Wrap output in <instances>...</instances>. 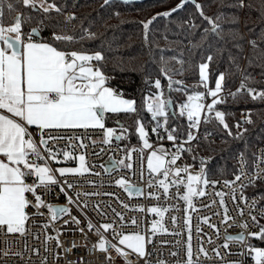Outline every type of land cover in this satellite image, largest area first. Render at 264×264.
<instances>
[{
  "label": "snow or ice",
  "instance_id": "snow-or-ice-1",
  "mask_svg": "<svg viewBox=\"0 0 264 264\" xmlns=\"http://www.w3.org/2000/svg\"><path fill=\"white\" fill-rule=\"evenodd\" d=\"M115 0H103L101 7L111 6ZM123 4H130L133 0H120ZM216 2V0H213ZM222 3L223 0H220ZM5 3L6 0H0V232L5 235L19 234L20 236H26L29 228L27 224L34 216L45 217V211L47 216L45 221L39 224V227L44 230V243L45 251H48L47 244L50 241H55L56 247L62 249V252L56 254V258L60 259L64 253H71L73 250L80 248H87L88 241L90 240V234L96 235L97 240L92 242V252L102 253L105 260L112 259L111 250H114L119 258L123 260V264H131V261L127 259L129 253L124 249H130L132 254H135L141 259H145L150 256L151 253L146 251V243H152V239L146 240L145 235L140 233L123 234L116 232L115 221L112 223H102L98 227L91 219L87 217L84 209L88 207L87 203L79 201V197L84 195L85 197L92 195H101L100 193H75L76 199H73L68 194V190L76 187L71 182L64 180L63 183L57 176L66 177L67 175H84L90 173L92 169L87 166L85 155L81 154L75 157L72 152L64 149H56L49 147L50 143H54L57 140L67 139L72 141L73 139L79 142V147L86 149L88 145L84 144L83 139L79 136H61L53 135L49 130H74V129H102L104 132L103 140L104 144H110L113 137L116 140L125 138V133L128 129L124 127L119 120L116 123L121 129V134L116 135V131L113 128L105 126L106 114H136L138 109L136 107V101L134 99H127L124 97L123 92L117 93L116 90L109 87L108 84L114 77H109L103 71L105 66L106 57L101 51H96L93 54H88L82 51H65L70 45L76 44L79 41L95 40L97 39V33L92 32L89 28L83 27L84 19L80 18L75 13H68L65 15L64 8L66 5H58L56 0H15L13 2H7L6 7L8 14L17 13L12 17L11 22L5 24ZM193 4L199 13L200 17L207 21L210 27L203 30L199 41L192 45L193 48L201 47L203 44L209 41L210 38H215V42L218 45H227L231 43L233 47L237 49L240 55H243V41L244 35L240 32L239 28H228L227 31L223 28V23L230 25L239 24L240 20L238 16H225L224 13H218L215 17L205 15L204 5L197 3L196 0H180L174 8L156 13L150 19L146 21H139L143 27V41L145 46H148L149 53L152 52L150 45L153 43L149 39L152 33L151 25L158 18H170L173 13L183 9L186 4ZM20 6L23 9H30L32 12L38 13L37 16L26 14L20 10ZM75 7V4L73 5ZM229 7H237L239 9L250 8V4H245V0H237L234 5ZM55 13L56 16H53ZM115 18L119 19L120 13L113 12ZM60 16L64 19L61 21ZM55 20V24L46 23ZM36 23V27H31L29 31L23 30V25L31 22ZM76 21H79L77 25ZM123 24L125 21L120 20ZM190 27L195 28L197 25L189 21ZM246 26V24H245ZM77 27H79V36L77 37ZM45 28H52L51 35L48 38L41 37V32ZM34 37H40V39H34ZM261 39H264L262 37ZM248 44L252 50L250 56L246 57L247 67H259L261 69V76H264V50L260 49L256 40H249ZM213 45L209 44V47ZM110 48V45H109ZM227 49L223 46L215 48L217 54L222 55ZM134 59V57L132 58ZM163 59V57H161ZM214 60V55H208L205 62L198 65L199 69V84L206 90L205 92H195L187 97V102L181 105L179 112L180 116L187 117L189 122V129H196L199 131L201 123H211L217 121L219 125L223 126V129L227 131V135L234 139H243L244 132L247 128H243L242 124H252L251 111L248 110V115L242 122H237L235 127L240 129L236 134H233L231 128L226 122V113L218 110L217 106L226 104L228 97H231L233 102L244 97H250L251 100L264 101V90H258L254 87H249L250 82H254V77L247 71V67L241 68L237 63V56H234L229 51V61L235 67L241 77V83L235 91H228L224 93L226 73L221 72L215 79V87L209 88V67ZM97 62L96 66H92V62ZM183 64V61L180 62ZM165 74L167 69L164 70ZM178 73L183 71V68L177 70ZM231 75V73H228ZM147 82V81H146ZM182 81H173L170 77L168 79V87L172 89L173 84H182ZM156 89H161V81L156 79L154 82ZM180 91L181 89H176ZM163 93L152 94L144 100V104L147 105L148 112L151 113L152 118L156 120L162 117L164 125L168 123L167 107L172 103L170 99L162 98ZM211 97V103H204L205 97ZM11 114V115H8ZM18 118V119H17ZM137 125L136 131L139 134V139L143 142L144 148H152L147 139V132L140 120L135 121ZM35 126L37 132L30 131V127ZM161 127L159 121H157V127L152 131L156 132ZM176 129L168 131L167 139L175 142L177 139L174 134ZM39 136V140L35 138ZM207 133L205 139H207ZM197 136L189 131L187 133V139L184 144H190L196 140ZM96 143L95 140L92 141ZM181 144L177 147L176 153L172 154L171 159L167 160L168 153L161 147L158 150H154L148 156V169L150 173H161L164 179L158 182L159 186L163 188L164 194L168 195L170 185H183L186 189L185 193L180 197L187 208L185 212L187 214L189 209L195 210L193 198L196 196L205 195L204 189L212 183L213 186L217 181H209L207 178L208 173L206 170V163L204 159H201L200 172L198 174H190L189 166L172 168L176 165L177 161L181 158V154L184 152L192 151L191 148L184 147ZM126 155L119 161H114L109 158L111 163V169L105 168L106 172L116 170L118 168H125L131 170L133 165L127 161L132 159V153L136 151L135 148L130 151L125 150ZM142 151V149H141ZM46 153V155H45ZM63 156L64 161L78 159V167H59L53 169L50 167L49 161H55L60 163L59 156ZM98 155V153H97ZM41 161L42 163L38 162ZM242 163H246L243 160V153H241ZM264 162V158H262ZM259 166L254 173L249 174V178L246 182L239 184V190L241 193V201L247 203L248 198L243 195L244 189L249 186H255L257 180L264 179L261 175ZM172 173L177 179H173L168 182L169 173ZM187 174V181L181 178V174ZM100 175V173H93ZM245 176L243 170L239 171V174L235 175L234 180H225L226 186L233 187L232 200L236 202L235 186L237 182H241ZM32 177V183H28V178ZM93 183V182H90ZM115 184L124 188L129 196H141L143 192L141 189L129 184L123 177L115 181ZM59 188V192L56 194L57 198L60 194H63L66 198L68 205L75 207L86 220V228L79 227L82 221L75 215H72L71 208L67 206H55L48 202L44 197L50 196L54 188ZM149 187H152L150 184ZM42 190V191H41ZM29 194L33 199H29ZM104 195H112L111 193H104ZM149 196H153L159 199L156 193H148ZM220 197L219 203L224 210V219L222 223L228 224L232 217L227 215L228 209L224 201V193H216ZM259 199H264V194L259 195ZM123 204V202H121ZM258 205V200L254 198L249 205L252 209H255ZM29 207L35 209L33 213H29L27 210ZM97 210L99 205L95 206ZM124 208H129L128 204H123ZM139 211H144L142 207L138 208ZM101 215H107L102 210ZM115 216L119 217L121 221L124 220L123 215L120 212H116L112 209ZM151 213H156L160 216L159 221H155L152 224V233L155 235L158 232H167L168 230L163 227L162 221L164 213L169 211L168 208L152 207L148 209ZM240 215H243V209H238ZM218 215V213H217ZM261 217H264V209L260 211ZM68 216V219H63V224L60 228H56L55 224L63 217ZM250 219L254 226L259 228V231L250 232L247 236L244 233L238 235H226L225 243L221 245L225 249L227 255H239L251 258L255 264H264V247H258L250 243L252 239L258 240L264 243V225H260L256 215L249 213ZM210 217H203L202 222L208 224V226L214 229L219 234V228L215 224L209 223ZM172 222H177V217H172ZM132 225L136 224V220L132 219L130 222ZM68 225H74L75 227H67ZM232 225H229L231 227ZM185 227L188 232V240L186 246V259L184 264H199V255L208 257L207 251L201 247L197 254V259H193V250L191 246V217L186 215ZM242 228H247L248 223L244 222L240 225ZM51 228L55 235L48 232ZM197 232L202 229L197 228ZM111 232L114 237H119L117 243H112L108 240L106 233ZM79 233L83 237L82 242L73 240L70 247H65L66 241L61 240V236L71 235L75 236ZM173 235H179V233H172ZM34 239H39V234H33ZM209 238V243H211ZM230 242H237L242 245L240 252H232L230 250ZM124 246V247H121ZM25 249L27 246L25 245ZM34 254H39L38 249L32 250ZM217 259L224 260L221 256L219 248L213 249ZM4 256L15 255L21 256L22 253H9L4 252ZM173 256H178V252L171 253ZM42 264H47V257H45ZM67 264H84V257L80 256L78 261L68 260ZM145 264H150L145 259ZM157 264H166L164 260H159ZM176 264H180L179 261ZM225 264H242V261L231 260L226 261Z\"/></svg>",
  "mask_w": 264,
  "mask_h": 264
},
{
  "label": "built area",
  "instance_id": "built-area-1",
  "mask_svg": "<svg viewBox=\"0 0 264 264\" xmlns=\"http://www.w3.org/2000/svg\"><path fill=\"white\" fill-rule=\"evenodd\" d=\"M97 62L93 61L92 66L95 67ZM241 82L239 81L236 88L232 90H224L223 94H227L228 91H235ZM117 93H120L118 89H115ZM204 90L203 92H205ZM188 94L186 97H188ZM231 98V97H228ZM228 100V99H227ZM187 102V98L184 101L177 102L175 104L176 114L184 120L182 125H164V121L159 122L161 127L157 129L156 132H153L152 129L157 127V123L153 124L151 127L146 128L147 139L149 144L152 145V148H144L143 142L139 139V134L134 136L130 127L127 125L126 121L121 117V115L112 114L110 117V122L105 124L108 128H113L116 131V135L121 134V129L116 123L117 120L121 122L128 129L125 133V138L121 140H116L115 137L112 138L110 144H104L101 141L104 137V132L102 129H74V130H49L53 135L61 136H79L83 139L84 144L88 145L86 149L79 147V142L75 139L69 141L67 139L57 140L54 143H50L49 147L56 149H64L73 153L75 157H78L81 154L85 155L86 164L92 169L90 173H85L84 175H67L66 177L58 178L63 183L64 180L73 183L76 185L73 189L68 190V194L76 199L75 193H100L101 195H92L85 197L81 195L79 201L82 203H87L88 207L84 209V212L87 214V217L92 220V222L97 225V227L102 223H112L115 221V229L118 233L123 234H132L140 233L145 235L146 240L148 238L152 239V243H146V251L151 253L150 256H147L145 259L150 262V264H157L159 260H164L166 264H176L177 261L180 264H184L186 259V246L188 240V232L185 227V217L190 215L191 217V246L193 250V259H197V254L199 249L203 247L207 253L208 257L205 258L202 254L199 255V264H225L226 261L239 260L242 261V264H255L251 256L244 257L239 255H227L225 249L221 247L225 243L226 235H238L244 233L245 236L250 232L259 231V228L254 226L249 213L256 215L259 220L260 225H264V217H261L260 211L264 209L263 199H259V194L253 193L252 186H249L244 189L243 195L248 198V202L241 201V193L239 190V184L246 182L249 178V174L254 173L257 169V165L261 171V175L264 176V146H259L256 151V159L250 169L247 161L243 157V160L246 163H242L241 154L236 155V164L237 169L232 172L229 178H208L209 181H217L215 186L212 183L204 189L205 195L196 196L193 198V203L195 210L189 209L187 214L185 209L187 208L186 203L180 199V197L185 193L186 189L183 185L175 186L170 185L168 195L164 194L163 188L159 186L158 182L164 179L162 172L161 173H150L147 163L148 156L152 151L158 150L161 147L168 153L166 157L167 160L171 159L172 154L176 153L177 147L181 144H184V141L187 139V133L192 131L197 139L192 141L190 144H184V147L191 148L192 151L184 152L181 154V158L177 161L176 165L171 166L173 169L176 167L189 166L191 168L201 167L200 162L198 161L197 150L202 142H207L209 144H215L223 140L222 137L215 134V132L208 128V124L201 123L199 131L196 129H189L188 120L186 115L180 116L179 112L181 105ZM204 103H211V97H205ZM218 110L224 111L226 115H229V110H223L217 106ZM248 114L247 111L244 112V117ZM176 129L174 133L177 137L175 142L169 141L167 139L168 131ZM33 133H36L37 130L35 127H30L29 129ZM207 133V139L205 136ZM37 141L39 136L35 137ZM95 140L96 143L93 144L92 141ZM135 148L136 151L132 153V159L127 161L133 165L131 170L125 168H118L110 172H106L105 168L111 169V163L109 158L114 161H119L124 158L126 151H130ZM142 149V151H141ZM98 153V155H97ZM46 155V153H45ZM58 159L61 161L57 163L55 161H49L50 167L57 169L59 167H78V159L64 161L63 156H59ZM42 163L41 161H38ZM243 170L245 176L241 182H237L235 186V195L236 202L232 200L233 187L226 186L224 181H232L235 178L236 174H239V171ZM93 173H100V175H95ZM123 177L129 184L133 185L136 188L142 190L143 195L141 196H129L124 188L115 184V181ZM181 178L186 182L187 174L182 173ZM173 179H177L170 172L168 176V182L170 183ZM33 178H28V183H32ZM93 182V183H90ZM257 182L264 183V179L257 180ZM152 187H149V185ZM42 191V190H41ZM59 188H54L50 196H45L44 198L52 203L55 206H67L71 208L72 215L77 216L81 219L82 223L79 227L86 228V220L81 215V213L72 205H68L66 198L63 194H60L57 198V193ZM156 193L159 196V199H156L153 196H149L148 193ZM224 193V201L227 206L228 212L227 215L232 217V220L228 221V224L222 223L224 219V210L220 206L219 200L220 197L216 193ZM104 193H111L112 195H104ZM256 198L258 200V205L255 209H252L249 205L252 200ZM29 199H33L29 194ZM128 204L129 208H124L123 204ZM96 205H99V209L102 210L107 215H101V211L96 209ZM142 207L144 211H139L138 208ZM152 207H161L168 208L169 211L164 213L163 216V227L166 228L167 232H158L153 235L151 229L152 224L155 221H159L161 218L156 213H151L148 211ZM115 209L116 212H120L124 220L121 221L119 217L115 216V213L112 211ZM238 209H243V215H240ZM29 213L35 211L34 208L29 207L27 210ZM45 217L48 215L46 210ZM218 213V215H217ZM45 217L34 216L29 220L27 227L29 231L26 236H20L19 234H8L5 235L3 232H0V264H42L45 257H47V264H67L68 260L78 261L80 256L84 257V264H123V260L119 258L114 250H111L112 259L105 260L102 253L92 252V242L97 240L96 235L90 234V240L88 241L87 248H80L78 250H73L71 253H64L63 257L60 259L56 258L58 252H62V249L56 247L55 241H50L47 244L48 251H45L44 243V230L39 227V224L45 221ZM172 217H177V222L173 224ZM203 217H210L209 223L215 224L219 228V234L210 228L208 224L202 222ZM68 216L63 217L61 220L57 221L55 224L56 228H60L63 224V219H68ZM132 219L136 220V224L132 225L130 222ZM244 222L248 223V227L242 228L240 225ZM229 225H232L229 227ZM67 227H75L74 225H68ZM200 228L202 231L197 232L196 229ZM48 232L52 235H55L51 228L48 229ZM39 234V239H34L33 234ZM172 233H179V235H173ZM109 241L112 243H117L119 237H114L111 232L105 234ZM209 238L211 243H209ZM61 240L66 241L65 247H70L73 240L77 242H82L83 237L77 233L75 236L65 235L60 237ZM253 245L258 247H264L262 242L252 239L250 241ZM25 245L27 249H25ZM124 247V246H121ZM219 248L221 256L224 257V260L217 259L213 249ZM33 249H38L39 254H34ZM242 245L237 242H230V250L232 252H240ZM126 252L129 253L127 259L131 261V264H145V259H141L135 254L131 253L130 249L125 248ZM4 252L9 253H22L21 256L8 255L4 256ZM178 252V256H173L171 253Z\"/></svg>",
  "mask_w": 264,
  "mask_h": 264
},
{
  "label": "trees",
  "instance_id": "trees-1",
  "mask_svg": "<svg viewBox=\"0 0 264 264\" xmlns=\"http://www.w3.org/2000/svg\"><path fill=\"white\" fill-rule=\"evenodd\" d=\"M9 0H6V3ZM15 3V0H10ZM58 5L64 4L65 15L75 13L77 17L84 18L83 27L89 28L97 33L95 40H83L70 45L65 51H82L93 54L101 51L106 62L103 68L105 74L111 79L108 86L123 92L127 99H134L138 113L124 114L121 117L126 121L134 136H137V125L135 121L140 120L146 128L151 127L157 121H164L162 117L154 120L147 110L144 100L152 94L163 93V98L170 99L174 105L177 102L184 101L188 94L203 92L205 89L199 84L198 65L205 62L208 55H214V60L210 64L209 73L211 84L221 72L226 73L225 89L232 90L241 82V75L236 72L235 67L229 61V51L237 56V63L243 69L247 67L246 57L250 56L252 50L248 44L249 40H256L260 49L264 50V0H245V4L251 7L239 9L229 7L234 5L237 0H196L197 3L204 5L205 15L215 17L218 13H224L225 16H238L239 24L223 23V28H239L244 35L243 55L237 52L231 43L227 45H218L215 38H210L208 42L201 47L193 48L192 45L199 41L203 30L210 27L206 20L200 17L195 6L187 4L183 9L172 14L170 18H158L151 25L152 33L149 39L153 41L150 45L152 52L149 53L148 46L143 41V27L139 21H146L156 13L165 12L174 8L180 3V0H149L141 3L123 4L115 0L111 6L101 7L103 0H56ZM5 3L4 21L7 25L11 22L13 16L17 13L8 14ZM75 4V7L73 5ZM20 10L28 15L37 16L38 13L30 9ZM113 12H119V19L115 18ZM56 16L55 13H52ZM59 19L63 21L64 17ZM120 20L125 21L121 24ZM189 21L197 25L190 27ZM46 23L55 24L56 21H46ZM79 25V21L74 22ZM246 24V26H245ZM36 23H26L23 25L25 32L31 27H36ZM52 28H45L41 32V37L48 38L51 35ZM79 36V27H77V37ZM40 39V37H34ZM209 44L213 45L209 47ZM110 45V48H109ZM223 46L227 50L222 55L216 53L215 48ZM134 57V59H132ZM163 57V59H161ZM183 61V64L180 62ZM183 68L182 72L177 70ZM165 69L167 73L165 74ZM247 71L254 77V82L249 83V87L258 90H264V76H261L259 67H247ZM231 73V75H228ZM169 77L173 81H182V84H173L172 89L168 87ZM156 79L161 81V89L154 87ZM147 81V82H146ZM176 89H181L177 91ZM223 110H229L226 115V122L231 128L233 134L240 129L235 127L237 122H242L244 112L251 111L252 124H242L247 128L243 139H234L227 135V131L217 121L208 124L215 134L222 137L221 142L209 144L202 142L197 150L198 161L201 159L207 161L205 167L209 178H229L232 172L237 169L236 155L243 153V157L248 163L249 168L256 159V151L259 146H264V101H253L250 97H244L233 102L228 98L226 104L219 105ZM168 125H182L184 120L176 112L171 113L168 106ZM176 111V108H175ZM248 115V114H247ZM110 116L107 117V124L110 122ZM253 193L264 194V183L257 182L252 186ZM264 202V199H263ZM264 245V243H262Z\"/></svg>",
  "mask_w": 264,
  "mask_h": 264
},
{
  "label": "rangeland",
  "instance_id": "rangeland-1",
  "mask_svg": "<svg viewBox=\"0 0 264 264\" xmlns=\"http://www.w3.org/2000/svg\"><path fill=\"white\" fill-rule=\"evenodd\" d=\"M214 87H215V81H214V83L213 84H211V81H210V77H209V88H213L214 89ZM225 90V89H224ZM159 93H161V91H159ZM158 93V94H159ZM162 98H163V96H162ZM187 98V97H186ZM145 127V126H144ZM145 131H146V128H145ZM147 132V131H146ZM147 149V148H146ZM200 168L201 167H199V168H191V169H189V172H190V174H193V175H195V174H198L199 172H200ZM207 178H209L208 176H207ZM186 181H187V178H186Z\"/></svg>",
  "mask_w": 264,
  "mask_h": 264
},
{
  "label": "water",
  "instance_id": "water-1",
  "mask_svg": "<svg viewBox=\"0 0 264 264\" xmlns=\"http://www.w3.org/2000/svg\"><path fill=\"white\" fill-rule=\"evenodd\" d=\"M117 1H120V0H117ZM145 1H149V0H133L132 3H141V2H145ZM186 5H187V4H186ZM186 5H185V6H186ZM169 107H170L171 113L174 114V113H175V105H174L173 101H172V103L169 105Z\"/></svg>",
  "mask_w": 264,
  "mask_h": 264
},
{
  "label": "crops",
  "instance_id": "crops-1",
  "mask_svg": "<svg viewBox=\"0 0 264 264\" xmlns=\"http://www.w3.org/2000/svg\"><path fill=\"white\" fill-rule=\"evenodd\" d=\"M113 89H114V88H113ZM114 90H115V89H114ZM0 111H3V110H0ZM8 115H11V114H8ZM110 115H112V114H110V113H109V114H106L105 124H107V117L110 116ZM17 119H18V118H17ZM32 127H35V126H32Z\"/></svg>",
  "mask_w": 264,
  "mask_h": 264
}]
</instances>
